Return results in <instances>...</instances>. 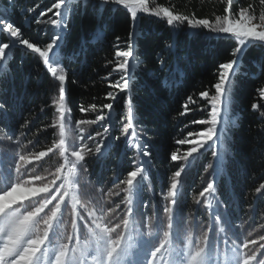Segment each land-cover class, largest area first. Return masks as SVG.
Instances as JSON below:
<instances>
[{
  "label": "trees",
  "instance_id": "1",
  "mask_svg": "<svg viewBox=\"0 0 264 264\" xmlns=\"http://www.w3.org/2000/svg\"><path fill=\"white\" fill-rule=\"evenodd\" d=\"M57 2L0 0V18L18 27L22 38L45 45L57 32L64 37L55 51L67 78L66 108L62 111L59 104L55 108L58 82L42 58L19 46L7 52L6 59L0 61L1 145L27 156L47 152L33 164L42 170L56 169L61 162L57 146L65 130L69 147L88 146L78 167L84 175L83 184L93 193L98 189L111 193L109 202L120 194L119 202L124 199L126 189L118 190L125 188L137 171L129 192L147 201L143 215H153L154 199L160 207L167 201L177 179L178 187L171 197L177 219L207 220L204 204L209 203L213 211L218 209L216 217L236 225L255 224L264 231V97L258 94L264 87V44L249 42L235 69L231 100L224 114L226 135L214 146L220 158L215 157L211 145L192 154V140L207 127L193 121L208 119L211 111L199 94L206 90L215 94L211 86L217 81L218 65L234 59L230 53L239 46L238 41L227 34L191 29L186 23L170 27L165 19L138 13L134 59L129 58L132 86L127 94L119 93L109 114L103 105L113 101L106 99V94L118 91L109 87V82L119 79L114 46L117 37L122 49L131 43L130 12L112 4L101 12L98 0H66L60 11L67 17V30L61 31L52 24L57 19ZM153 5L213 24L229 7L227 0H149V6ZM230 9L231 20L241 16V9L247 10L245 14L253 22H260L264 15L261 0H233ZM0 40L9 41V37L0 32ZM189 96L195 103L188 101ZM186 102L190 111L182 114ZM100 120L111 127L109 135L104 136L107 129ZM129 120L150 157L147 153L143 157L139 147L126 143L131 136L122 135V129ZM104 137L102 150L95 151L94 142ZM180 139H185V144L180 145ZM173 153L177 155L175 162L170 159Z\"/></svg>",
  "mask_w": 264,
  "mask_h": 264
},
{
  "label": "rangeland",
  "instance_id": "2",
  "mask_svg": "<svg viewBox=\"0 0 264 264\" xmlns=\"http://www.w3.org/2000/svg\"><path fill=\"white\" fill-rule=\"evenodd\" d=\"M99 122L109 135L111 127ZM105 139L94 140L95 151ZM210 139L198 135L190 153ZM5 146L0 143V264H264V231L255 224L222 220L209 203L207 220L177 219L171 198L177 179L167 201L160 207L154 199L153 215L146 216L147 201L129 192L137 171L118 190L126 189L120 202L121 194L109 202L111 193L85 187L78 167L88 146L69 147L65 130L56 169L33 164L47 152L27 156Z\"/></svg>",
  "mask_w": 264,
  "mask_h": 264
},
{
  "label": "snow or ice",
  "instance_id": "3",
  "mask_svg": "<svg viewBox=\"0 0 264 264\" xmlns=\"http://www.w3.org/2000/svg\"><path fill=\"white\" fill-rule=\"evenodd\" d=\"M86 3V0H83ZM233 0H227L229 7L224 9L225 15L217 16L215 23H210L208 19H197L195 16L189 18L185 15H177L174 12L170 11L168 7H156L153 5L149 6V0H98L99 10L102 12L105 5H116L122 6L123 9L130 12V19L132 21L130 25L129 40L131 43H128L126 48L120 47V38H116L115 44V58L117 63V71L119 73V79L109 82V87L118 90L117 92H108L106 94V99H110L113 103H108L103 105L104 108L109 110V114L113 109V104L118 98L120 92L127 94L131 89L132 82L134 79V73L131 72V65L129 58L134 59L135 51V27L138 20V13L152 15L157 18L165 19L166 24L170 27H175L180 24L186 23L191 29H204L211 30L215 33L227 34L235 38L238 41L239 46L236 47L230 54L234 59L220 63L218 65V75L217 81L211 87L215 89V94L210 95L209 91H203L199 94L201 98H204L208 101V104L211 106V111L209 112V118L206 120L193 121V123L205 124L207 127L198 132L196 135H201L205 137H211L208 141V144L204 145L211 148L215 152V157L219 159L217 151L215 150V144L220 141L221 136L226 135L224 129L225 119L224 114L227 112L231 100V93L229 89L233 85L232 77L236 75L235 69L238 68L241 64V57L244 55V49L248 46L249 42H261L264 44V15L260 17V24L255 25L250 23L251 17L246 15V9H241V18L233 22L229 19L228 13H230V6ZM261 3L264 4V0H261ZM66 7V0H58L54 5L57 9L56 17L57 19L52 20L54 26H59L61 31L67 30V17L64 12L60 11L61 7ZM25 11H28L25 9ZM51 11V9H48ZM46 13H41L45 15ZM37 23L40 22L39 18L36 20ZM0 32L5 33L9 37V41L0 40V61H3L7 57V52L11 51L14 47H22L25 52L31 54H38L42 58V63L45 66H48L47 71L51 74V77L54 78V81L58 82V100L55 103V108L59 104L62 107H65V96H66V75L64 69L60 67L62 61L56 54V49L61 47L60 41L64 37L57 32L53 35L52 39L47 42L45 45H40L38 43L30 42L27 38H22L21 30L16 27L10 21L0 18ZM163 65V60L159 61ZM55 65V66H53ZM109 76L112 73L108 74ZM107 79V77H106ZM258 94L260 97H264V87L258 89ZM188 101L195 103V100L192 96L188 97ZM128 111L132 112L133 106L131 98L128 99ZM253 109L257 108V105L252 106ZM184 112L182 114H187L190 109L187 107V102L183 106ZM202 110H207L202 109ZM81 111L85 109L81 108ZM103 120L106 119L105 116H101ZM133 124L129 120L127 127L122 129V135L131 136L130 140H126V143L131 146L139 147L141 150V155L144 157V154L147 153V157L151 156V153L147 150L146 146L139 143V133L132 131ZM119 139V137H115ZM185 139H180L178 143L180 145L185 144ZM191 155H189V158ZM170 159L175 162L177 161V155L172 154Z\"/></svg>",
  "mask_w": 264,
  "mask_h": 264
},
{
  "label": "clouds",
  "instance_id": "4",
  "mask_svg": "<svg viewBox=\"0 0 264 264\" xmlns=\"http://www.w3.org/2000/svg\"><path fill=\"white\" fill-rule=\"evenodd\" d=\"M26 219H30V217H27Z\"/></svg>",
  "mask_w": 264,
  "mask_h": 264
}]
</instances>
